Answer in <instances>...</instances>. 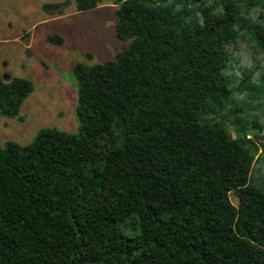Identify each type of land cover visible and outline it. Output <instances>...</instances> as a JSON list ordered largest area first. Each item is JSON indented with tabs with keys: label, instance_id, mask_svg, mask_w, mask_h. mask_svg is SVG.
Masks as SVG:
<instances>
[{
	"label": "trees",
	"instance_id": "obj_1",
	"mask_svg": "<svg viewBox=\"0 0 264 264\" xmlns=\"http://www.w3.org/2000/svg\"><path fill=\"white\" fill-rule=\"evenodd\" d=\"M117 3L79 132L0 145V264H264V0ZM33 90L0 74V111Z\"/></svg>",
	"mask_w": 264,
	"mask_h": 264
},
{
	"label": "rangeland",
	"instance_id": "obj_2",
	"mask_svg": "<svg viewBox=\"0 0 264 264\" xmlns=\"http://www.w3.org/2000/svg\"><path fill=\"white\" fill-rule=\"evenodd\" d=\"M117 2L77 11L74 0H0V74L34 82L19 116L0 111L2 147L8 141L31 143L46 128L79 132L74 65L102 63L131 45V38L115 31ZM50 34L64 42L52 43ZM232 200L237 203L235 195Z\"/></svg>",
	"mask_w": 264,
	"mask_h": 264
}]
</instances>
